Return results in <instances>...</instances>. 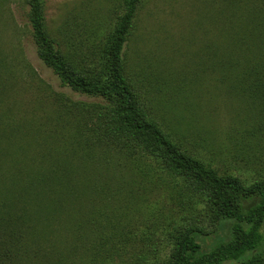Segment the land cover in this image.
Segmentation results:
<instances>
[{
    "label": "rangeland",
    "instance_id": "374dc122",
    "mask_svg": "<svg viewBox=\"0 0 264 264\" xmlns=\"http://www.w3.org/2000/svg\"><path fill=\"white\" fill-rule=\"evenodd\" d=\"M119 1L41 0L46 31L64 51L86 60L111 27ZM214 3L141 0L124 59L134 93L170 139L218 174L234 175L248 184L264 179V118L259 106L219 86L216 72L209 69L216 60L210 54L216 49L219 56L226 44L219 33L224 25L214 20ZM4 67L11 70V95L18 102L8 116H0V264L159 262L168 247L166 232L193 214V208L182 204L187 199H172L161 186L146 189L135 210L122 214L120 202L24 203L16 198L23 170L10 164L24 153L20 139L27 127L25 104L37 112L41 103L35 99L42 100L47 90L72 102L102 100L62 87L37 59L21 0H0V76L7 77ZM4 106L3 92L0 115ZM12 115L21 121L9 146L4 135L12 128ZM260 233L263 253L264 224ZM101 237L108 239L103 246Z\"/></svg>",
    "mask_w": 264,
    "mask_h": 264
},
{
    "label": "trees",
    "instance_id": "16d2710c",
    "mask_svg": "<svg viewBox=\"0 0 264 264\" xmlns=\"http://www.w3.org/2000/svg\"><path fill=\"white\" fill-rule=\"evenodd\" d=\"M21 1L37 59L62 87L102 102H72L47 90L42 100L35 99L41 103L37 112L25 104L24 153L10 164L23 170L16 198L24 203L120 202L122 214L135 210L146 189L161 186L172 199H187L182 204L193 214L166 232L167 251L156 264H264V179L244 184L237 176L218 174L171 140L134 93L123 48L141 0L119 1L111 27L86 60L49 36L41 0ZM214 5L226 44L219 56L214 48L210 56L216 60L209 69L219 86L259 106L264 118V0H215ZM10 71L4 67L8 76H0L4 118L18 102L11 95ZM21 117L9 120L12 128L4 135L9 146ZM101 240L103 246L108 239Z\"/></svg>",
    "mask_w": 264,
    "mask_h": 264
}]
</instances>
